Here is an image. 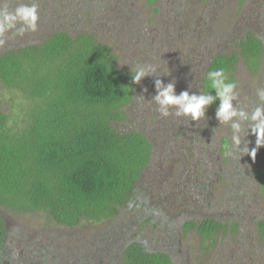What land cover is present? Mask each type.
<instances>
[{"label": "rangeland", "instance_id": "1", "mask_svg": "<svg viewBox=\"0 0 264 264\" xmlns=\"http://www.w3.org/2000/svg\"><path fill=\"white\" fill-rule=\"evenodd\" d=\"M31 3L38 6L37 30L22 36L6 31L0 36L5 41L0 54L41 45L63 31L73 37L86 33L109 46L124 72L151 66L140 80L142 88L124 128L143 133L155 146L154 164L141 186L155 198L147 208L134 206L116 219L84 221L76 228L59 225L48 211L0 205L10 233L5 263L28 264L44 257L50 264H124L125 244L133 240L151 251L169 252L176 264H264L259 227L264 221V183L255 174L257 169L264 172V146L254 159L246 153V147L249 153L256 147L251 114L264 108L256 94L264 87V55L260 65L239 58L235 70L225 75L226 82L236 84L233 106L248 119L237 115L219 121V99L199 120L177 116L176 106H167L170 115L163 117L155 99L158 80L173 84L176 95L187 91L216 97L206 83L207 64L217 55L237 54L236 44L246 34L264 44V0H159L154 5L146 0H0V9L13 11ZM0 98L10 126L24 125L32 103L1 82ZM233 123L240 124L239 132ZM233 135H239L243 151L233 147ZM208 161L215 166L201 174ZM139 199L145 202L142 195ZM206 220L225 227L212 235L199 227L186 228Z\"/></svg>", "mask_w": 264, "mask_h": 264}, {"label": "trees", "instance_id": "2", "mask_svg": "<svg viewBox=\"0 0 264 264\" xmlns=\"http://www.w3.org/2000/svg\"><path fill=\"white\" fill-rule=\"evenodd\" d=\"M146 1L154 5L159 0ZM236 45L237 54L217 55L207 64L209 89L210 71L224 68L226 75L239 58L260 65L264 44L258 36L246 34ZM133 74L118 67L109 46L86 33L73 37L59 31L41 45L1 53L0 82L24 94L33 109L24 125L12 128L0 98V205L48 211L68 228L151 206L155 197L141 186L154 164L155 146L143 133L124 128L142 88ZM223 144L229 147L227 140ZM209 163L201 168L196 163L201 174L215 166ZM255 174L264 183V172ZM193 227L212 235L225 226L213 220L186 226ZM259 227L264 237V221ZM9 240L0 214V264L8 256ZM122 253L124 264H176L169 252L151 251L139 241L129 240ZM28 264L50 263L43 257Z\"/></svg>", "mask_w": 264, "mask_h": 264}, {"label": "clouds", "instance_id": "3", "mask_svg": "<svg viewBox=\"0 0 264 264\" xmlns=\"http://www.w3.org/2000/svg\"><path fill=\"white\" fill-rule=\"evenodd\" d=\"M38 21V6L36 3L20 4L13 11L7 8L0 9V36L6 31L16 30L17 35H24L28 31L35 32L37 30ZM19 25V27H17ZM5 41L0 39V47L4 45ZM152 71L149 67H138L133 74V82L139 81ZM224 68H219L209 72L211 80V87L216 90V97L208 94L197 96L196 94L189 95L187 91L182 92L180 95L175 94V87L169 83L166 86L161 81L156 82L157 92L155 99L161 105V115L167 117L170 115L167 106H176V115L190 116L192 120H199L204 116V109L209 106L214 99L220 100V105L217 109L216 116L222 123L231 121L237 115L248 119L246 113L238 111L232 101L236 99L235 95V82H226ZM256 94L261 101H264V87H258ZM251 121L254 123L250 126L251 134L256 136V147L251 149L249 153L246 147V153L250 154L253 159L259 147L264 146V108L257 107L251 114ZM232 128L237 132L240 130L239 123H233ZM241 139L239 135H233L232 145L236 149H240ZM242 149L241 151H243Z\"/></svg>", "mask_w": 264, "mask_h": 264}, {"label": "flooded vegetation", "instance_id": "4", "mask_svg": "<svg viewBox=\"0 0 264 264\" xmlns=\"http://www.w3.org/2000/svg\"><path fill=\"white\" fill-rule=\"evenodd\" d=\"M5 259H6V258H5ZM5 262H6V260L4 261V264H6Z\"/></svg>", "mask_w": 264, "mask_h": 264}]
</instances>
